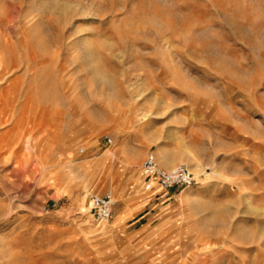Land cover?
<instances>
[{"label":"rangeland","instance_id":"1","mask_svg":"<svg viewBox=\"0 0 264 264\" xmlns=\"http://www.w3.org/2000/svg\"><path fill=\"white\" fill-rule=\"evenodd\" d=\"M0 264H264V0H0Z\"/></svg>","mask_w":264,"mask_h":264},{"label":"built area","instance_id":"2","mask_svg":"<svg viewBox=\"0 0 264 264\" xmlns=\"http://www.w3.org/2000/svg\"><path fill=\"white\" fill-rule=\"evenodd\" d=\"M105 142L111 144L112 139L106 136ZM85 151V148L80 150L81 153ZM141 172L149 189L152 186H158L161 190L169 192L181 187H190L196 183L194 173L187 164L182 163L174 168H165L153 152L148 153L143 160ZM116 204V198L111 192L94 195L92 211L97 219L110 221L114 216Z\"/></svg>","mask_w":264,"mask_h":264},{"label":"crops","instance_id":"3","mask_svg":"<svg viewBox=\"0 0 264 264\" xmlns=\"http://www.w3.org/2000/svg\"><path fill=\"white\" fill-rule=\"evenodd\" d=\"M144 186H146V187H147V185H145V184H144Z\"/></svg>","mask_w":264,"mask_h":264}]
</instances>
